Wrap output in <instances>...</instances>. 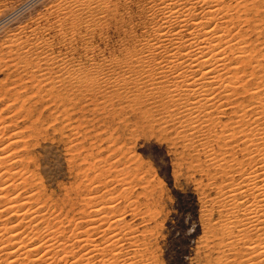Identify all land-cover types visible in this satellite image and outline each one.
<instances>
[{"label":"rangeland","instance_id":"obj_1","mask_svg":"<svg viewBox=\"0 0 264 264\" xmlns=\"http://www.w3.org/2000/svg\"><path fill=\"white\" fill-rule=\"evenodd\" d=\"M55 1L0 0V50L2 51H0V115L4 120L0 118L1 122L3 121L2 124L0 122V130L3 129L0 131V136L2 134L3 143L17 140L16 143L12 142L13 144L9 145V150L13 151L16 159L19 158L17 162L22 164H18L19 168L28 170L27 174L32 176L31 183L24 185L25 187L19 184L17 192L23 195L24 192L28 190L30 192L32 189L28 195L33 199H29L30 203L27 201L28 206L30 205L28 208L38 203L37 208L42 206L40 208L47 209L42 213H48L52 209L49 213L60 217L64 214L61 218H64L67 212L66 235L69 237V244L77 241L79 236L87 235L89 242L93 237L95 242L103 243L101 246H104L110 233L107 231L104 235L102 232H97L102 227H97L96 233L90 231L91 219L94 217L92 210L98 205L104 208L111 205L114 213L110 210L112 212H109L108 216L114 219L121 217V225L118 228L120 234L117 237L121 238L122 250L120 249L121 252L116 254L117 259L115 256L110 258L108 254L114 253V247L111 245L107 246L108 249L105 247L102 253L107 259V264H115V261L119 264L124 258L127 262L132 259V262L135 261L133 264H259L257 262L259 259L256 257L258 251H253L252 247L250 250V246L255 242L254 246L258 247L264 240L260 238L261 235L255 236V232L247 234L252 236L248 240L245 232L243 235L241 231L243 226L239 219L243 217V210L235 206L240 198L235 199L227 192H230L232 186H236L235 181H239L241 171L238 172L237 169L249 168V165L238 162L242 160L244 154L242 151L248 145L246 143L245 146L241 134L247 132L249 126L236 121L240 118L242 108L250 109L249 103L260 97L254 93L264 86V65L259 70L256 68L254 73L250 70V66L243 68L244 72L240 70L239 75L243 78L240 84L245 82L239 85L235 97H231L232 100H228L227 104L222 102V107L228 111L226 114H220L221 124L202 121L199 123L197 133H191L190 128H181L177 121L170 120L167 117L168 113L165 112L167 110L162 109V105L160 107L159 98L151 100L152 95L147 93L148 90L136 92L140 96L139 101L136 98L137 102H135L134 92L132 94L126 92L128 89L123 91L122 88L110 86L106 88L107 85L102 86L104 90L101 88L100 91L99 87L94 85L88 88L89 83L91 85L92 82L89 75L97 79L104 74L124 73L125 68H118L114 63L119 62L124 66V59L129 58L127 53L129 49L135 48L136 44L138 48V44L145 40L147 30L153 26L148 12L144 9L145 0H110L106 12L99 15L100 23L91 22L85 27L81 24L74 33L65 30L69 38L66 48L61 40L62 34L56 31L58 27L53 25L55 22L52 23L54 19L52 20L48 15L47 18L43 15L40 17L42 12H46ZM246 3L244 9L242 7L240 11V19L236 21L234 31H241L240 37L246 39V45L250 48L246 53L260 59L264 64V0H247ZM34 24L41 26L40 35L42 34L44 38L48 37L50 42L48 49L51 55L58 54L55 57L68 61L69 57L72 58L68 66L72 64L73 66L67 67L68 72L77 74L81 81L76 82V75H73L74 78L70 82L69 73L64 75L62 71L59 72L61 69L56 64L46 66L41 62L43 66L36 68L34 64L31 65L36 62L34 60L29 65L21 63V68L19 67L18 52H15L18 51L16 50L18 38L21 34L29 33L30 26H35ZM22 25L26 26V29ZM44 26H47L50 32ZM2 56L8 59L5 60L1 58ZM12 59L13 63H11ZM15 63L18 67H14ZM104 63V73H98L97 65ZM253 63L251 65H254ZM78 67L81 69L78 71L80 75L77 72ZM119 69L123 72L117 73ZM87 71L89 75H85ZM81 73L85 77L81 76ZM85 78L88 79L85 81ZM20 79L24 80L20 81ZM85 83L88 90L85 89ZM157 85L161 84L157 83ZM114 89L115 91L117 89L118 95L120 91L121 95L124 93L122 95L124 97L115 95ZM126 95L130 97H125ZM229 101L232 104L228 103ZM140 102L141 104H138ZM234 106L235 110H233ZM214 115L217 116L218 113ZM182 131L186 133V137ZM222 131L233 134L235 132V134L231 138H223L219 136ZM226 148L231 152L225 153ZM39 199H43V203L39 202ZM9 214L11 213L7 216ZM16 217L11 216L7 220L10 222L6 223L13 224ZM90 232L93 234L90 235ZM242 235L245 239L241 238ZM77 243L69 245L72 246L70 248L74 254L68 252L70 256L68 262L100 263L98 258L102 257V253L100 256L94 255L93 258L87 259L82 255L86 253L88 246L80 247ZM245 243L251 245L246 247ZM248 248L249 251L246 250Z\"/></svg>","mask_w":264,"mask_h":264},{"label":"bare ground","instance_id":"obj_2","mask_svg":"<svg viewBox=\"0 0 264 264\" xmlns=\"http://www.w3.org/2000/svg\"><path fill=\"white\" fill-rule=\"evenodd\" d=\"M109 1L110 0H56L55 3L50 5V7H48L49 4L47 5L48 8H47L46 12L45 11L42 12L43 10L41 11L43 14H41L40 17H42V15L46 17L48 15L49 17L51 16L52 20L54 19V21H52V20L51 21H52V23L55 22L53 25L58 27V30L56 29V31H60L58 33L62 34L61 40H62V42L66 48V45L69 43V38L67 36L68 34L66 32L71 31L72 33H74L76 30L79 29L81 24H83L85 27V26H88L91 22H99L100 23L101 18L99 15L106 12ZM145 1H146V4H145L144 9L146 10V12H148L149 18H150L153 26H151L150 29L147 28L148 29L147 34H146V36L144 35L145 40L144 41L142 40L143 42H140V43L138 42L139 43L138 48H136L137 44H136L135 48H132V49L128 48L129 51L127 53L129 55V58L126 60L124 59V61H125L124 66L121 65L119 62L114 63V65L117 66L118 68L124 67L125 70H127V71L125 72V70L123 69L124 73H120L123 71L121 69H119V72H117V73H120V74H118V75L117 74L114 75L115 73L113 72V75H109V74L105 75L104 74V76L99 77V78L97 77V79L96 78L93 79L92 78L93 75H89V72L87 71L88 73L85 75H89L90 78L92 79L91 85L89 83L88 88L90 86L94 85V86L99 87V91H100L102 86L107 85L106 88H108V86H110L112 88H114V87L118 88V89L122 88V90L128 89V91H126V92H131V94L134 92V96H133L134 101L136 98L138 99V97L140 96V94L138 95L136 92L141 93V92H145L148 90L147 93L152 95V96H150L151 100H153L157 97L159 98L158 100L161 102L160 107L162 105V109L164 108L167 110V111H165L166 113H168L167 117H169L170 120H175V122L177 121V123L179 124V126H181V128L182 127H184V129L190 128L189 130H191L190 131L191 133L198 131L199 126H200L199 123L202 121L203 122L207 121V123H220L221 124L222 122L220 120V114H222V113L226 114V111H228V110H225L224 107H222L223 103L227 104L228 100H232L231 97H233L236 94V92L238 91L239 85H242L245 82V81L244 82L242 81L243 83L240 84L241 80L243 79L242 76L239 75L240 70H242V72H244V69H246V66H250V70L254 73V71L257 70L256 68H258V70H259L264 65V64H262V61L260 59H256L255 56L246 53L250 49L249 47H247L248 45H246L247 44L246 39H243L240 37L241 31L238 30L240 33L234 31L236 21H238V19H240V11L242 10V7L244 9V6H246L247 0H145ZM38 13H37V15H38ZM40 17H38V20ZM104 17L105 16H103V18ZM32 19H34V18L32 17ZM46 20L47 19H45L44 21L46 22ZM46 24H48V22ZM26 26H27V24H26ZM26 26H23V28L25 27L24 29H26ZM21 27H20V29H21ZM40 27H41L40 25L30 26L29 33L24 34V35H22L21 32L19 31L21 36L18 38L19 43L16 41L18 43V45H17V49L15 48L18 51L14 50L16 53L18 52V54H17L18 55V58H17L18 61L17 60L16 61L19 63V67L21 68V66H20L21 63L22 64L24 63L25 65L26 64L29 65L35 60L36 62L32 63L31 65L34 64L36 66V68H37V66L38 67L43 66L41 64V62L46 66H49L50 64H53V65L56 64L61 69V70H59V72L62 71L63 74L64 73L66 74L68 72L67 67L70 66V65L68 66L69 61L72 58L69 57V61H68L67 59H64V58H58V56L55 57L58 54H56L54 56L51 55L49 53L50 50L48 49L50 42H48V39H47L48 37L44 38L42 36V34L40 35V33H39ZM44 27H46V29L48 30L47 26H44ZM49 28H51V27L49 26ZM52 30H53V28H52ZM65 30H66V32H65ZM21 31L24 33L23 29ZM144 31H146V30H144ZM17 34H16V36H17ZM20 34H18V35H20ZM47 34H49V33H47ZM8 35H9V33H8ZM13 35H15V34H13ZM50 36L51 35H49V37ZM59 39H60V37L58 38V40ZM7 40H6V42H9ZM1 42H3V40H1ZM13 43H14V41H13ZM13 43H10V44L13 45ZM9 47H10V45H9ZM0 48H1V46H0ZM12 49H14V48H12ZM8 50H10V48H8ZM9 52H7V53H9ZM67 52L65 54H67ZM4 57L2 56L1 58H4ZM13 57H15V56H13ZM71 57H73V56H71ZM7 59H5V60H7ZM9 60H11V59L9 58ZM121 62H122V60H121ZM11 63H13V59H12ZM16 63L14 65V67L15 66L18 67V64H16ZM252 63L254 65H251ZM92 64L93 63H91V65ZM110 64H112V62ZM241 64H242V67H241ZM6 65H9V64H6ZM72 66H73V64L70 67H72ZM80 66L81 65H79V67ZM14 67H12V68H14ZM74 67H76V66H74ZM74 67H73V69H74ZM106 68H108V67H106ZM22 69H23V67H22ZM46 69H49V68H46ZM96 69H97L98 73L100 72L101 74H103L104 69H105V63L104 64H98ZM23 70H26V69H23ZM114 70L117 71L118 69L114 68ZM35 71H36V69H35ZM78 71H81V69L80 68L77 69V72ZM31 72L33 73L34 71H31ZM75 73H76V71H75ZM23 74L25 75V73H23ZM45 74H46V72H45ZM125 74H127V75H125ZM34 75H35V73H34ZM34 75H31V76H33V78H34L35 77ZM41 75H43V74H41ZM69 75L70 76H68V78L71 79L70 82L74 78V77H72L73 75H76V77H75V78H77L76 82L81 81L80 77L77 76V74L70 72ZM78 75H80V73ZM81 76H84V75H82V73H81ZM89 76H87V77H89ZM68 78H66L67 79L66 81L69 80ZM40 79H41V77H40ZM62 79H64V78H62ZM87 79L85 78V81ZM263 79H264V77H263ZM21 80L22 79H20V81ZM60 80H61V75H60ZM260 80H262V78ZM59 81H58V83H59ZM263 82H264V80H263ZM52 83H53V81H52ZM52 83H50V85ZM157 83L161 84V85H157ZM246 83H247V81H246ZM245 85H244V87H245ZM7 86H9V85H7ZM85 86H86L85 89L88 90L86 83H85ZM82 87L80 86V88H82ZM97 87H94V88H97ZM256 88H259V87H256ZM241 89L243 90V88H241ZM245 89H247V88H245ZM102 90H104V89L102 88ZM114 91H115V89H114ZM116 91H117V89H116ZM110 92H111V90H110ZM118 92H119V90H118ZM120 92H119V94L121 95ZM116 94H117V92L115 93V95ZM123 94L124 93H122V95ZM142 94H144V93H142ZM254 94L259 95L260 97H258L257 100H252L251 103H249L250 109L242 108V110H241L242 113L240 115V118L237 119V121H236V123L241 124V122H243V125L246 124L249 126L247 132H243L242 134L239 132L243 138L242 141L245 142V146L247 145L246 143H248V145L243 149L244 151H242L244 153L243 157L241 158L242 160H238V162H241V164L249 165V168L244 169V167H243V168H241L242 170L237 169L238 172L241 171L239 181L238 180H237L238 182L235 181L236 186H232L230 188L231 190H229L230 192H227V193H230L232 197H235V199L240 198V201L237 202L235 206L236 207L238 206L240 210H241V208L243 210V215H242L243 217L239 218L240 222L243 226V227H241V231H243V233L244 232L246 233V235H245V233L243 235H245V237L247 236L248 237L247 240H248L251 235L248 236L247 234L250 232H253V233L255 232L256 233L255 236L261 235L260 238H262V240H264V97H263L264 86L261 87L260 90H257V92ZM120 95H118V96H120ZM109 96H111V95H109ZM127 96H129V95H126L125 97H127ZM122 97H124V96H122ZM144 97H146V96H144ZM131 99L133 100V98H131ZM147 99H148V97H147ZM138 101H139V99H138ZM135 102H137V101H135ZM154 102H156V101L154 100ZM143 103H145V102H143ZM147 103H150V102H147ZM228 103L232 104L231 101H229ZM138 104H141V102ZM228 106H229V104H228ZM240 106H242V105H240ZM247 107H248V103H247ZM169 108H171V109H169ZM227 108H229V107H227ZM259 109H261V110H259ZM233 110H235V106H234ZM230 112H231V109H230ZM215 113H218V115L215 116L214 115ZM1 116L2 115H0V118H1ZM236 118H238V117H236ZM1 120H3V119L1 118ZM1 120H0V122H1ZM3 121L1 122V124L3 123ZM22 129H24V126ZM1 130H3V129H1ZM183 134L185 136L186 133L183 132ZM234 134H235V132H234ZM234 134L232 132H228V131L223 132L222 131L221 135H219V136H223V138H231ZM1 137H2V134L0 136V264H74V262L76 263V261H74L72 263L68 262L69 257H70L68 252L70 251L72 254H74V252L71 250L72 246H69V245L70 244L72 245L75 242L77 243V241H78L77 245L80 247L88 246L86 249L87 250L86 253H84V255H82V256H85L87 259L93 258L94 255L96 257L98 255L100 256V254L105 250V247L107 248V246H110V245L114 247V249H113L114 253L111 252L113 254H111V255L108 254V256H110V258H111V256L116 257V254L118 255V253L121 252L119 250L120 249L122 250V246H121L122 244H120L121 238L117 237V236H119L118 234H120L118 232L119 231L118 228H120L119 226L121 225V223H120L121 217L114 219V218H111L110 216H108L109 212L113 211L112 206L110 205V206H107L104 208V206L98 205L99 206L98 207L96 205L97 207H95L92 210V213H93L92 215L94 217L91 219V226L87 225V226H90V231L93 230V232L96 231L97 227L98 228L102 227V229L101 230L98 229L97 232H100V233L102 232V234H104V235L108 231L107 233H110L108 236V239L106 241L108 245L104 244V246H101L103 243L101 244V243L95 242L96 240L93 239V237H91L92 240H91V242H89V239L85 233L86 231L84 232L86 237L85 236L84 237L79 236V238L77 237L78 238L77 241L69 244V239H68L69 237H67V235H66L67 221H68V219L66 218L67 212H65V217L61 218L64 214H61L62 216L60 217V215L49 213L52 211V209H51V211H48V213H42V211H47V209L44 210V208H40L42 206L37 208L36 205H38V203L37 204L35 203L36 204V205H34L36 207L35 209H33L34 206H32L33 208L32 207L28 208L30 205L28 206L27 201H29V199H31V200L33 199V197L31 195H28V194H30L32 189L30 190V192H29V190L27 192H24L25 194H23V195H22V193H17L19 190L18 187H20L19 184H21V185L23 184V187H25L24 185L30 184L32 176H29L27 174L28 170H23L22 169L23 167L19 168V165H22V164H19L21 162H17V160L19 158L16 159V157L13 156V151L9 150V145L16 143L17 140H14L11 142L9 140V143H3V141H2L3 138H1ZM14 138H16V137H14ZM199 140H197V141H199ZM183 141H185V140H183ZM10 151H12V152H10ZM224 151H225V153L231 152V150L229 148L224 149ZM14 165H16V166H14ZM230 166H232V165H230ZM227 167H229V166H227ZM232 173H233V171H232ZM18 180H19V182L17 183ZM33 196H35V194ZM90 199H91V197H90ZM35 200H37V199H35ZM42 200L39 199V202L40 201L42 202ZM45 200H47V198ZM231 200H232V198H231ZM28 203H30V201ZM42 203H39V204H41V205L45 204V203L44 204H42ZM48 204H50V203H48ZM86 204H87V202H86ZM31 205H33V204H31ZM113 207H115V206H113ZM53 208H56V207H53ZM80 209H82V208H80ZM110 210H112V211H110ZM8 213H11V214H9L7 216ZM113 213H114V211H113ZM89 214H90V212H89ZM5 215L7 217H4ZM11 216H17L14 220L15 222H12L13 224H11V223L7 224L6 222H10L7 220ZM68 217H70V216H68ZM236 217H238V216H236ZM69 220H70V218H69ZM234 223H236V222H234ZM95 224H97V225H95ZM72 225H73V223H72ZM128 227H131V226H128ZM80 228L81 227H79V229ZM68 231H70V230H68ZM72 231H74V230H72ZM87 231H88V229H87ZM93 232H92V234H93ZM240 233H242V232H240ZM92 234L90 232V235H92ZM243 235L241 238L245 239V237H243ZM127 238H129V237H127ZM71 239H70V241H72ZM242 239L240 241H242ZM252 239H254V236ZM252 239L250 241H252ZM244 241H246V240H244ZM256 242H258V241H256ZM260 242H262L261 239H260ZM233 243H234V241H233ZM252 243L256 244L255 242H252ZM88 244H90V245H88ZM119 244H120V246H119ZM231 244H229V245H231ZM254 244H253V246L251 244H249V245L246 244V247L251 245L250 250H252V249H254L253 251L257 250L258 252L255 251L257 254L256 257L259 259L257 262L259 264H261V263L263 264V262H264V241H263V243H261V245H258V244H260V243H258L257 244L258 247L257 246L255 247ZM234 245H235V243H234ZM123 247H125V246H123ZM251 247H252V249H251ZM246 250L249 251V248ZM71 253H70V255H71ZM250 253H251V251H250ZM253 253H252V255H253ZM80 254H81V252H80ZM128 254H126V255H128ZM106 255L107 254H105V256ZM73 256H75V255H73ZM101 256L102 257L98 258V261L100 262L99 264H107L106 263L107 259H105V257H103V253L101 254ZM123 257H124V255H123ZM108 259H109V257H108ZM116 259H117V257H116ZM124 259L121 263L119 262V264H133V263H135V261L132 262V259L131 260L127 259L129 262H127ZM250 260H251V258H250ZM254 260H257V259H254ZM116 262L117 261H115V264H116ZM92 264H93V262H92ZM117 264H118V262H117Z\"/></svg>","mask_w":264,"mask_h":264},{"label":"snow or ice","instance_id":"obj_3","mask_svg":"<svg viewBox=\"0 0 264 264\" xmlns=\"http://www.w3.org/2000/svg\"><path fill=\"white\" fill-rule=\"evenodd\" d=\"M161 167H162V170H163V165H161Z\"/></svg>","mask_w":264,"mask_h":264}]
</instances>
